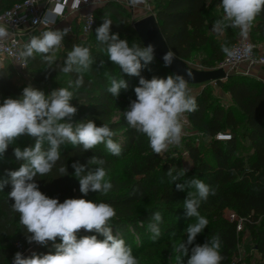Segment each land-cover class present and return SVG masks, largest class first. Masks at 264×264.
<instances>
[{"label": "trees", "instance_id": "obj_1", "mask_svg": "<svg viewBox=\"0 0 264 264\" xmlns=\"http://www.w3.org/2000/svg\"><path fill=\"white\" fill-rule=\"evenodd\" d=\"M23 1L25 0H0V14ZM154 6V14L171 51L186 63L196 51L209 52L208 58L201 61L202 66L208 70L217 68L224 61L226 56L221 45L232 47L240 33L238 29L229 27L224 30L223 41L218 42L217 36L210 33L209 29L214 22H209L206 18L208 0H155ZM103 16L112 20V34L130 32L136 39V44L143 47L133 29L134 23L127 20V10L123 5L111 1L95 9L97 27L103 23ZM80 35L79 27L75 25L73 34L64 37V48L60 49L67 54L73 44L87 46L95 61L91 69L83 74L84 85L79 89L72 87L74 102L79 104L77 106V103L71 102L78 109L76 122L92 119L97 126L108 124L116 133L113 139L121 145L122 152L121 155L114 156L104 144L88 151H82L80 147L74 148L70 144L63 145L61 159L56 167L43 177L37 176L39 189L60 202L67 198H83L112 205L117 213L111 221L113 234L119 233L130 246L132 254L140 260V264H175L177 253L173 251L174 246L187 240L184 230L189 223L195 221V218L186 215L183 208V202L191 189L177 190L176 183L199 178L214 189L215 194L201 202L198 211L208 220V225L189 247L202 245L208 238L218 235L223 256L221 264H232L237 257L241 235L237 233L236 223H230L225 218V211L231 210L247 221L246 226L255 240L256 250L264 259V82L244 75H231L227 82H217L216 85L231 97L233 104L227 110L211 100L212 93L208 89L210 84L202 86V92L195 98L198 109L189 113V119L192 132L208 140L210 159L205 158L200 146L190 143V138L184 142L185 153L190 160V165L186 166L180 160L163 159L160 154L154 153L147 137L128 127L123 111L131 100L136 99L134 89L139 86V77L125 74L117 65L112 64L105 46L96 38H90V42H82ZM251 38L253 42L264 41V12L253 22ZM94 41L98 43L97 46L92 45ZM27 62L29 77L42 85L50 84L58 75L64 74L60 71L63 65L54 63L48 69L40 55ZM170 74L156 59L141 70V76L146 79L154 76L166 78ZM68 75L74 83L76 74ZM112 78H123L128 85L127 89H121L116 98L108 92ZM23 88L25 86H20L6 67H0L2 97L18 98ZM117 114L118 118L114 120ZM218 133H230L233 140L217 142L214 137ZM239 139L249 142L252 152L248 158L238 153ZM29 140L30 146L34 145L35 139L29 136ZM15 146L10 145L3 159H0V179H10L7 172L20 167L21 162L16 160L13 153ZM19 147H26V142H21ZM44 147L47 148V144ZM93 156L106 160L104 167L108 176L111 175L112 184V189L107 194L91 191L87 195L82 194L78 179L72 175L74 169L71 165L75 162L86 165V171L98 167L88 165ZM126 158L129 159L125 165L126 174L121 179L115 173V166ZM61 165H67L69 175L60 177L58 168ZM170 168L176 170L173 175L186 169L184 177L172 183L166 174ZM74 190L77 194H74ZM10 191L11 185L8 184L0 192V264L11 262L17 241L30 244L26 240L25 229L19 224V214L11 211L12 201L7 198ZM151 200H155L156 204L138 212L139 205ZM157 211L162 215L161 235L154 241L148 230V223ZM258 223H261L259 227ZM78 235H97L98 239H104L94 231L87 232L83 229ZM60 242L57 238L56 243ZM35 253L54 254L55 248L49 242L47 246L38 245ZM184 259L186 264L187 257Z\"/></svg>", "mask_w": 264, "mask_h": 264}, {"label": "clouds", "instance_id": "obj_2", "mask_svg": "<svg viewBox=\"0 0 264 264\" xmlns=\"http://www.w3.org/2000/svg\"><path fill=\"white\" fill-rule=\"evenodd\" d=\"M87 2V0H84ZM52 4L53 0H49ZM81 0H74V7H79ZM132 6L145 3V0H128ZM222 15L218 18L213 30L222 33L231 27L238 29L241 36L246 37L256 17L264 12V0H221ZM64 14V3L54 0V6L47 9L42 19L33 21L44 25L47 30L34 35L23 45L19 56L24 67L29 59L40 55L48 69L55 62V54L64 47V37L69 29L52 30L57 18ZM103 23L95 29L96 40L105 46V51L112 64L130 76L139 77V86L135 87L136 99L131 100L123 111L124 119L130 129L147 137L152 151L156 154L166 152L170 145H179L183 132L185 113L198 109L196 99L191 95L188 80L181 74H170L166 78L141 76V70L154 59V45L129 44L127 39H120L118 34L110 32L112 20L103 16ZM9 35L5 26H0V41ZM222 52L229 59H238L239 50L221 45ZM251 46L244 50L247 56ZM176 59L173 51L163 56L165 66H170ZM90 48L73 44L67 53L66 60L60 71L64 74H76L74 83L69 87H59L46 94L43 90L29 84L23 88L18 98H5L0 103V159L10 145L16 144L19 137L27 135L35 139L32 146L21 149L13 147V153L20 167L10 170V179H0V192L6 185H11L7 198L11 203V211L19 214V224L25 229L28 243L47 246L52 242L55 253L37 254L33 252L25 257L16 252L12 264H140V260L132 254L119 233L113 234L112 219L116 216L115 208L104 202H93L83 198H67L60 202L44 194L36 182L37 176L49 174L61 159V146L80 147L82 151L94 149L104 144L107 151L121 155V145L114 141L116 133L108 124L97 126L92 119H83L73 123L78 109L71 101L75 97L73 86L79 89L84 85V73L94 64ZM143 62V63H142ZM103 62H101L102 64ZM191 73L187 76L191 78ZM128 85L123 78L111 79L108 92L118 97L121 89ZM47 144V148H45ZM106 160L93 156L88 165H98L94 170L86 171V165L75 162L72 175L79 181V191L87 195L90 191L107 194L112 189L108 172L104 165ZM175 168L167 171L171 182L184 177L186 169L176 172ZM60 177L69 175L67 165L58 168ZM191 189L184 200L186 215L195 218L184 230L187 240L174 246L178 264H221V241L214 235L202 244L189 247L198 234L208 225V220L198 211L201 202L206 201L215 190L202 179L193 178L184 183H176L177 190ZM162 215L153 213L148 230L155 241L161 235ZM95 232L97 235L79 236L80 230ZM57 238L60 243H56Z\"/></svg>", "mask_w": 264, "mask_h": 264}, {"label": "built area", "instance_id": "obj_3", "mask_svg": "<svg viewBox=\"0 0 264 264\" xmlns=\"http://www.w3.org/2000/svg\"><path fill=\"white\" fill-rule=\"evenodd\" d=\"M61 2L64 3V14L63 16L57 18V23L52 26V30H59V28H57L58 24H60L69 14H80V22L77 23L81 32L80 39L88 38L97 27L95 9L93 8L94 3L92 0H87V2L81 0L79 7L73 6L74 0H61ZM153 2L154 0H145V3L137 6L146 14L145 16L155 15V6ZM52 5H54V0L52 4L49 3V0H25L21 3L15 4L11 9L0 14V26H5L9 32V35L4 40L0 41V65L9 63L18 79L27 80L29 77L28 62L24 65V67H22L21 65L24 64V61L19 56V53L25 44L22 42V38L34 30H47V28L41 23H34L33 21L42 19L47 9ZM125 5L126 8H131L128 0L125 1ZM65 28L69 29L67 35L73 34L74 26H65L60 30ZM248 46H251V52L249 55L245 56L243 53ZM232 47L239 50V58L229 59L225 57L224 61L215 69H223L228 75H233L241 66H247L250 68L257 66L264 68V46L259 47L257 44H254L250 32H248L246 37L241 36L239 33L236 42ZM255 51L258 52L255 53ZM239 75L248 76L245 72ZM225 81L227 80L222 82L225 83ZM184 129L190 130V134L188 135L184 133L183 137L188 138L193 135L194 132H192L189 113H185L183 118V131ZM228 135L225 133H218L214 137V140L222 143L230 142L233 140L232 135ZM185 155L187 156V153H185ZM225 218L230 223H236L238 235L245 233V226L247 224L245 219L240 218L231 210L225 211ZM36 247L37 244L34 243L24 244L17 241L15 243V253L21 252L25 257H28L35 252ZM13 258L9 264H12ZM232 264L246 263L243 260H234Z\"/></svg>", "mask_w": 264, "mask_h": 264}, {"label": "rangeland", "instance_id": "obj_4", "mask_svg": "<svg viewBox=\"0 0 264 264\" xmlns=\"http://www.w3.org/2000/svg\"><path fill=\"white\" fill-rule=\"evenodd\" d=\"M155 2V0H154ZM153 2V3H154ZM220 4H221V0H208V9H207V13H206V18L207 20L210 22L211 20L215 23V21L220 18V16L222 15V10L220 8ZM121 5H125V4H121ZM132 6V5H131ZM133 8L137 9L134 10ZM139 7H134L132 6L131 8H126L127 10V20L130 23H135L141 19H143L144 17H146L145 13L143 11H139L138 10ZM213 24H211L210 29V33H213L217 36V40L219 43H221L225 37V31H223L222 33H218L216 31L213 30ZM253 31V24L251 26L250 29V33L252 34ZM90 38H96V32L94 31L93 34H91V36H89L86 39L81 38L82 42H90ZM120 39H127L129 41V44L131 45L132 43H137L136 39L134 38V36L132 35V33L127 32V31H123L120 35H119ZM98 43H96L95 41L92 42V45L97 46ZM254 44H258L259 46H264V41L262 40H258L257 42H254ZM209 56V52H202V51H196L193 56L192 59L187 62L188 65L196 70H201V71H208V69L204 68L201 64V61L204 59H207ZM67 54H65L62 50H59L58 52H56L55 54V64L58 65H63L65 60H66ZM5 67L7 68V70L9 71V73L12 75L10 66H8V64H5ZM264 68H260V67H246L244 69V72L249 74V76L256 81H261L260 79H258V77H262V72H263ZM214 70V69H213ZM235 75V74H233ZM14 79L16 80V82L20 85V86H28L29 84L33 85L36 88H39L41 90H43L46 94L50 93L53 89H58L59 87H69V81H70V76L68 74H60L58 75L50 84L47 85H42L39 83H36L31 77H28L27 80H22V79H18L17 77H14ZM227 82V81H225ZM262 82V81H261ZM202 86H189V88L191 89V95H193L195 98L198 94H200L202 92ZM208 89L211 91L212 96H211V100L217 104V105H221L225 110H227L233 103L231 100L230 95L222 88L218 87L216 85V83L214 84H210ZM69 90L72 91V88H70ZM5 98L2 97V95L0 94V103L3 102ZM75 98L71 101L72 103H77V106H79L78 102H74ZM118 114L116 115V117L114 118L117 119ZM77 120V117L74 116L73 118V123H75ZM186 134H190V130L188 129H184L183 131ZM226 135L230 134V133H225ZM229 136V135H228ZM190 138H192L190 140V143L192 144H197L198 146H200V148L203 150L202 153L205 156V158L210 159L209 157V151L207 150V146H208V140L206 138H203L200 134H196L195 132L193 133V135H191L188 138H185L182 136V140L180 142L179 145H170L168 150L166 152L161 153V157L163 159L166 158H174L176 160H180L183 164H185L186 166L190 165V160L189 157H187L185 155V143L187 140H189ZM25 141L26 142V147L30 146V140H29V136L24 135L21 136L17 139L16 141V146H20L21 142ZM240 142V147L238 150V153L240 154V156H243L245 158H248L251 155V149L249 146V142L245 139H239ZM128 158L121 160L116 166H115V173L116 175H118L121 179H123L125 177L126 171H125V165L128 162ZM111 177V175H109V178ZM74 194H77V191L74 190ZM155 200H151L148 201L147 203H143L141 205H139L138 207V212H142L143 210H145L147 207H149L150 205L156 204ZM261 225V223H258V227ZM36 244V243H34ZM38 246V244H37ZM236 261L238 260H243L246 264H264V259L258 254L257 250H256V246H255V240L253 239L251 233L249 232V230L247 229V226L245 227V233L241 234L240 238H239V244H238V253H237V257L235 258ZM175 264H178V262L176 261Z\"/></svg>", "mask_w": 264, "mask_h": 264}, {"label": "water", "instance_id": "obj_5", "mask_svg": "<svg viewBox=\"0 0 264 264\" xmlns=\"http://www.w3.org/2000/svg\"><path fill=\"white\" fill-rule=\"evenodd\" d=\"M133 29L143 46L148 44L154 45V59L165 66L163 61L164 54L171 50L158 24L156 15L146 16L137 21L133 25ZM166 67V66H165ZM171 74L184 75L188 80L189 86H203L214 84L220 81L228 80L231 75H228L223 69H214L201 71L191 68L188 63L176 56V59L170 66L166 67ZM191 73V78L187 76Z\"/></svg>", "mask_w": 264, "mask_h": 264}, {"label": "crops", "instance_id": "obj_6", "mask_svg": "<svg viewBox=\"0 0 264 264\" xmlns=\"http://www.w3.org/2000/svg\"><path fill=\"white\" fill-rule=\"evenodd\" d=\"M111 1L112 2H118L120 4H125V1L126 0H92V2L94 3L93 4V8L94 9H97L99 7L104 6L107 2H111ZM52 6H54V5H52ZM123 6L126 8V5H123ZM134 7H137V6H134ZM133 9L134 10H137L135 8H133ZM138 10L140 11L141 9L139 8ZM78 22H80V14H69L68 16L65 17V19L60 24H58V27L57 28H59V30H60V29H62L65 26H69V25L75 26V25H77ZM42 31H44V30L43 29H38V30H34V31L30 32L27 36H24L22 38V42H24L26 44L30 40V38L32 36L39 35ZM7 64H8V66H10L12 75H14V77H16L12 66L9 63H7ZM0 67H5V64L4 65H0ZM246 67L247 66H241V67H239L238 70H237V72L235 73V75L243 74L244 73V69ZM262 73H263L262 74V77L259 76L258 79H260L262 82H264V69H263V72ZM248 76H249V74H248Z\"/></svg>", "mask_w": 264, "mask_h": 264}]
</instances>
